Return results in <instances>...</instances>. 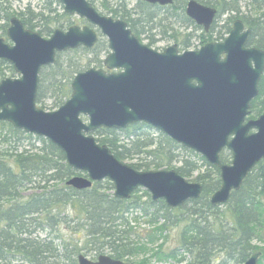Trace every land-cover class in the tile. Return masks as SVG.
Returning <instances> with one entry per match:
<instances>
[{
    "label": "water",
    "instance_id": "1",
    "mask_svg": "<svg viewBox=\"0 0 264 264\" xmlns=\"http://www.w3.org/2000/svg\"><path fill=\"white\" fill-rule=\"evenodd\" d=\"M69 16L90 26L55 30L50 38L25 28L12 18L7 38L0 39V61L13 66L19 78L0 82V122L42 137L64 152L67 164L86 177L67 185L83 191L109 180L114 196L129 200L139 189L153 202L176 209L203 193L200 183L188 182L176 170L138 171L120 161L91 135L99 129L123 130L144 123L183 148L194 151L220 170L221 187L210 204H227L233 192L264 160V114L248 120L264 74V50L248 48L251 30L241 20L221 43H208L196 51L180 53L177 45L158 52L142 44L125 21L100 14L90 0H58ZM168 7L174 0H141ZM186 14L209 32L217 10L190 0ZM98 29L111 53L104 60L108 73L91 68L75 76L71 98L57 111L37 107L40 72L56 64L58 54L79 48L93 49ZM84 119H87L85 121ZM232 154L229 165L221 153ZM261 252L245 264H259ZM78 264H131L100 256L97 262L80 255Z\"/></svg>",
    "mask_w": 264,
    "mask_h": 264
},
{
    "label": "trees",
    "instance_id": "2",
    "mask_svg": "<svg viewBox=\"0 0 264 264\" xmlns=\"http://www.w3.org/2000/svg\"><path fill=\"white\" fill-rule=\"evenodd\" d=\"M187 1L182 0V6L178 7L182 12ZM196 1L216 8L217 18L227 13L237 14L225 20L219 30H216L217 23H214L208 36L209 42L221 41L232 30L234 21L240 19L252 31L248 46L264 50V0H250L253 11L257 12L255 17L249 16L250 13L241 15L240 0ZM144 6L147 10L140 15L145 22L151 24L162 17L156 6L146 3ZM105 7L109 16L125 21L136 34V28L143 22L140 17L133 19L124 7ZM25 11L13 14L11 8L0 6V19L5 21L4 35H7L14 16L21 18L26 29H40L38 33L42 36L50 37L56 30L54 27L61 29L73 25L65 13L60 20H52L43 14L31 13L30 5ZM175 14L171 17H179ZM38 18L39 22L35 23ZM186 20L188 25H194L187 17ZM162 21L164 19H161L159 26L164 27L163 35L166 36L168 28L163 26ZM190 41L188 38L183 47L190 46ZM93 50L80 48L75 52ZM62 57L63 54H58L56 64L40 72L36 103L43 110H49L45 104L49 96L54 99L50 111L61 107L71 97L72 81L81 72L77 63L64 65ZM3 67L15 75L11 65L0 61V82L5 76ZM259 90V96L251 104L249 119L264 114V75ZM150 131L152 128L148 125L137 123L123 130L99 129L92 135L120 161H130L129 165L138 171L176 170L188 181L194 178L191 182L200 183L203 186L201 197L187 202L179 209L181 211L188 204H193L195 211L187 217L178 218L164 201L153 202L150 194L142 189L129 200L118 199L114 196V185L109 180L94 183L92 188L83 191L68 186L69 180L83 174L67 164L64 152L45 138L27 134L9 123L0 122V264H78L81 252H92L96 257L110 252L108 255L113 259L125 261L146 249L142 234L136 232L130 223L131 220H137L134 216L139 214L147 219L149 226H154L153 233L148 237L150 243L164 239L171 227L186 221L181 234V249L189 253L199 252L197 257L200 264H206L210 258L208 253L217 250L226 252L230 257L235 252L239 263L246 262L249 252L261 251L252 247L251 242L258 225L264 223V160L247 177L241 189L232 193L227 203L231 228L228 232L220 231L206 219L214 211L210 198L221 187L220 170L160 132H156V138L151 137ZM230 155L227 151L221 154L223 164H230ZM200 162L206 168L205 171H202ZM68 208L74 211L73 218L67 214ZM63 222H77L79 231L86 233L82 247H79V242L72 244L64 241L58 245L57 238H51V235L45 238L38 236L37 231L42 229L57 234ZM155 255L159 260L174 257L173 253L163 255L162 245Z\"/></svg>",
    "mask_w": 264,
    "mask_h": 264
},
{
    "label": "rangeland",
    "instance_id": "3",
    "mask_svg": "<svg viewBox=\"0 0 264 264\" xmlns=\"http://www.w3.org/2000/svg\"><path fill=\"white\" fill-rule=\"evenodd\" d=\"M92 4L95 6V8L98 10V12L102 15L108 16V12L106 11V7L117 9L119 7H124L128 10V12L131 13L132 18H138L140 17L143 22L139 26L140 30H143V33L141 35L142 42L147 45L151 42V39H148L150 36L155 37L154 44H152V48L157 51H163L166 48L178 45L182 51H188V50H198L203 45L209 43L208 36L211 34V31L206 34L205 31L200 28L197 29L198 26L194 25H188L186 20V13L181 11L178 7L182 6V0H176L174 5L172 7L176 8H170L169 13L166 11H160L159 13L162 15V17L157 18L153 23H147L144 21L143 17L140 15L141 12L146 11L147 8L144 6V3L140 0H91ZM1 5L7 7V9L11 8V12L13 14L18 13H26L27 7L30 5V11L34 15L43 14L45 17H48L49 19L59 18L61 19V16L64 13V8L61 3L58 2V0H22L18 2L17 0H0ZM0 5V6H1ZM105 5V6H104ZM240 11L241 15H248L249 13L252 17H255L257 15V12L254 10L250 4V0H240ZM50 10L52 12H50ZM137 11V14L135 12ZM176 16L179 17H171L173 13ZM29 13V12H28ZM168 13V14H167ZM230 16H237L236 13H227L225 15H221L216 19L217 27L216 30H219L221 26L225 24V20H227ZM71 18V21L73 22L72 26H79V27H85L89 26V24L81 20L78 16H69ZM14 18H18L17 16H14ZM164 19L162 21L163 26H166L168 28L167 35H163L164 27L159 26V22L161 19ZM18 19H21L20 17ZM39 22V18L36 19L35 23ZM164 22V23H163ZM5 21L3 19H0V39H4L6 43H9L12 45V43L8 40L7 35H4V29ZM196 26V27H195ZM57 30V27H54ZM153 28V29H152ZM68 29L67 26L61 28V30L66 31ZM40 29L36 28L35 32H38ZM190 35V37H188ZM205 35V37H203ZM173 36H176V38H173ZM44 38H50L49 36H43ZM216 37V33L214 34V39ZM188 38L190 41V46H184L183 43L185 41L188 42ZM206 41V42H205ZM110 49L108 47V41L105 37H103L100 34V42L98 44V47L95 48L93 51H71L63 54L62 61L64 62V65H68L70 63H77L80 66V71L84 72L87 71L90 68H102L103 62L106 59V57L109 55ZM99 62H102V65H99ZM5 70V76L6 78H18L19 75L15 73V75H12L11 72L8 71L6 67H3ZM45 104L47 106L45 110L47 112L50 111V108L54 105V99H52L50 96L45 100ZM40 108V107H39ZM60 107L56 108L55 111H57ZM263 115V114H262ZM150 135L153 138H156L158 134L156 131L152 130L150 131ZM226 156L229 155L228 153H225ZM231 156V162H232V155ZM230 162V163H231ZM126 164H130V161L125 162ZM200 166L203 168L202 162H200ZM206 168H203L202 171H205ZM84 176V175H83ZM197 175H195L196 177ZM194 178H192L190 181H193ZM114 192V191H113ZM180 208L173 209L174 212L178 215V218L187 217L189 213L194 212L195 209H193V204H188L185 206L181 211H179ZM214 210V211H213ZM213 213L209 214L210 217H207L206 219L209 220L211 225H214V228H217V230H222L225 232H228L231 228L230 222L231 219L229 217V211L230 208L227 204H224L223 206H220L219 208L212 209ZM67 214L73 218L74 211L72 208H68ZM208 215V214H207ZM132 217V216H131ZM134 217L137 218V220H131V226L135 228L136 232H139L141 235V238H144L143 243L146 244V249L144 252L135 253V255H132L131 257H128L125 259L124 262L131 263V264H141L143 262H147V264H200L199 259L197 257L199 252H186L184 249H181V234L184 228L186 227V221L183 223H180L179 225L175 227H171V229L165 234L164 239L155 240V242L150 243L148 241L149 234L153 233L154 226H149L147 224V219L142 217L140 214L135 215ZM162 222V221H161ZM188 225V224H187ZM211 227V226H210ZM212 228V227H211ZM38 236L41 238L48 237V235H51V238H57L56 243L58 245L62 244V242H72V244H77L79 242V247H82V244L85 241L86 233L83 231H79L77 228V222L74 224H65L63 222L62 225H60L58 229V233L55 234L52 233L49 229H42L37 231ZM162 245V253L163 255L172 254L173 258L163 259L159 260L157 256L155 255V252L157 249ZM252 247L258 248V250L261 251H253L249 252V257L257 252H261L262 256L259 260V264H264V223L263 225H258L257 232L255 233V238L251 242ZM263 251V252H262ZM105 255L110 254V252H104ZM208 258L206 264H245L239 263V258L235 254V252L231 253V257L228 256V254L224 251L217 250L214 252L208 253ZM80 255H83L90 259L91 261H97V258L92 252H81ZM79 255V256H80ZM78 256V257H79ZM248 257V258H249ZM236 259V260H235ZM16 264V263H14Z\"/></svg>",
    "mask_w": 264,
    "mask_h": 264
},
{
    "label": "flooded vegetation",
    "instance_id": "4",
    "mask_svg": "<svg viewBox=\"0 0 264 264\" xmlns=\"http://www.w3.org/2000/svg\"><path fill=\"white\" fill-rule=\"evenodd\" d=\"M157 7V9L159 10V12L161 11H166V12H168L169 11V9H170V7H172V6H170V7H160V6H156ZM135 14H137L136 12H135ZM134 19V18H133ZM215 24H216V22H215ZM128 25V24H127ZM140 26V25H139ZM139 26H138V28H136V34H134V32H133V30L131 29V28H129V29H131L132 30V33H133V35L134 36H136L139 40H140V42L142 43V44H144L143 42H142V37H141V35L143 34V33H145V32H143V30H140L139 29ZM213 27V26H212ZM212 29V28H211ZM251 36V35H250ZM148 39H151V41L152 42H150L149 44H147V46H149V47H151L152 46V44H154V39H155V37H149ZM223 40H221V41H212V42H222ZM247 47H248V43H247ZM152 48V47H151ZM178 48H179V52H183L181 49H180V47L178 46ZM153 49V48H152ZM155 50V49H154ZM157 51V50H156ZM165 50H163L162 52H164ZM158 52H161V51H158ZM98 69H104V66L102 67V68H98ZM109 74L110 73H119V71H117V70H113V71H108V70H106Z\"/></svg>",
    "mask_w": 264,
    "mask_h": 264
},
{
    "label": "bare ground",
    "instance_id": "5",
    "mask_svg": "<svg viewBox=\"0 0 264 264\" xmlns=\"http://www.w3.org/2000/svg\"><path fill=\"white\" fill-rule=\"evenodd\" d=\"M140 1H141V0H140ZM175 1H176V0H174V3H175ZM189 1H190V0H188L187 3H188ZM141 2H143V1H141ZM197 2H198V1H197ZM143 3H144V2H143ZM174 3H173V5H174ZM199 3H200V2H199ZM203 5H204V4H203ZM206 6H207V5H206ZM209 7H211V6H209ZM212 8H214V7H212ZM214 9H216V8H214ZM216 10H217V9H216ZM217 16H218V10H217V15H216L215 21H216V19H217ZM232 30H233V29H232ZM232 30H231V31H232ZM231 31L228 33V35H226V36L222 39L223 41H225V40L227 39V37L230 35ZM251 33H252V31H251ZM249 38H250V37H249ZM136 192H137V191H136ZM188 202H189V201H188ZM186 203H187V202H186ZM186 203H185V204H186ZM185 204H184V205H185ZM182 206H183V205H182ZM182 206H181V207H182Z\"/></svg>",
    "mask_w": 264,
    "mask_h": 264
}]
</instances>
